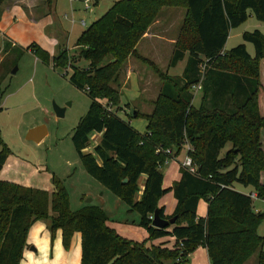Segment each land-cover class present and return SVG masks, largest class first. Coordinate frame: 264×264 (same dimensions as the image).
Instances as JSON below:
<instances>
[{
    "label": "trees",
    "instance_id": "16d2710c",
    "mask_svg": "<svg viewBox=\"0 0 264 264\" xmlns=\"http://www.w3.org/2000/svg\"><path fill=\"white\" fill-rule=\"evenodd\" d=\"M170 6L186 9L170 66L183 60L185 52L186 64L180 76L160 74L164 81L150 114L135 111V118L147 121L140 133L99 98L117 99L113 85L124 63L161 8ZM249 13L264 21V0H118L76 39L77 57L88 61L86 67L77 68L66 49L53 56L55 66L70 64V83L90 98L71 138L81 164L140 215L148 238L121 236L106 224L108 215L101 208L71 211L68 193L56 179L51 191L0 180V264H19L36 220L61 229L66 242L79 232L80 264H181L198 247L207 250L210 264H243L261 247L263 237L256 228L264 212L254 211L249 195L233 185L251 186L264 197V35L257 29L242 34L254 46L253 56L245 44L224 50L230 30ZM31 46L35 55L47 59L38 45ZM11 47L8 43L6 51ZM200 82L203 94L195 107L191 88ZM93 133L101 134L100 141L86 152ZM184 143L192 147L184 154L196 172L179 167L180 179L163 188L160 168L173 156L164 150L178 156ZM227 143L231 146L221 156ZM7 155L0 129V170ZM168 192L176 205L171 215H164L158 201ZM200 200L207 204L205 217L197 215ZM155 210L162 218L175 217L174 223L164 229L151 226ZM165 236L174 238L171 248L148 242ZM258 264H264V251Z\"/></svg>",
    "mask_w": 264,
    "mask_h": 264
},
{
    "label": "rangeland",
    "instance_id": "374dc122",
    "mask_svg": "<svg viewBox=\"0 0 264 264\" xmlns=\"http://www.w3.org/2000/svg\"><path fill=\"white\" fill-rule=\"evenodd\" d=\"M32 1L30 8L33 9V15L23 8L25 5L10 6L9 0H4L0 6V32L5 34L0 35V75L4 76L0 80V129L1 138L8 149L0 178L18 182L16 184L21 186L43 190L51 188L52 179H56L68 193L71 211H81L88 207L101 208L110 216L111 225L119 234L131 240L143 241L148 238V233L140 225V215L129 210L118 197L89 176L81 164L71 138L74 128L88 110L90 98L70 83L69 77L73 68L69 63L61 67L55 66L52 61L53 56L66 49L70 58H76L73 63L77 68L86 67L88 61L77 57L76 39L118 0H93L89 4V9H85L84 0ZM185 16L186 9L183 6L161 8L147 30L150 28L151 33L162 36L163 45L156 51L152 50L153 47L151 48L147 42H142L138 51L146 57L139 55L136 50L129 60L127 58L118 83L113 85L117 90V99L111 101L109 98H99L105 108L123 119L132 118L133 110L139 115L152 112L157 98L149 102L147 96L139 99L125 96V89L130 88L129 82L126 81L125 69L137 60L142 67L143 75L145 72L150 73L151 81L156 84L143 85V88L148 87V92L155 95L158 91L157 86L164 81L160 74L172 76L178 72L177 69L171 68L170 60L176 42L181 36ZM256 29L264 35V21L257 20L249 13L245 22L230 30L224 50L228 51L239 44H245L247 52L253 56L254 46L245 42L242 34ZM8 43L12 47L6 51ZM32 44L38 45L47 55V59L35 55L32 52ZM187 55L185 52L184 61ZM148 62L152 63V66ZM248 68L250 67L247 66L245 72L249 73ZM202 78L203 76L200 81ZM191 92L194 95V106L198 107L199 97L201 99L203 94L202 88L197 90L192 86ZM54 105L64 109L63 116L56 115ZM38 125L46 127L47 135L39 143L27 140V131ZM95 139L92 134L86 152L92 151ZM230 146L231 144L227 143L220 155L222 156ZM181 148L184 152L192 147L184 143ZM170 152L174 153V150L170 149ZM182 152L178 159L180 164L184 159ZM174 157L176 156L173 154L172 158ZM178 162H175L176 166H172L173 163L169 161L170 165L166 164L160 168L164 175L163 184L169 181L167 170L171 169L174 175L178 176L176 168ZM142 179L144 178L140 180ZM234 186L238 190L257 194L251 186L245 187L238 183H234ZM168 197L172 196L167 195L164 198ZM252 201L254 211L264 212V204L261 201L254 199ZM256 231L263 237V244L243 264H258L259 252L264 251V217ZM164 238L148 242L160 245L159 242Z\"/></svg>",
    "mask_w": 264,
    "mask_h": 264
},
{
    "label": "crops",
    "instance_id": "0c3cea01",
    "mask_svg": "<svg viewBox=\"0 0 264 264\" xmlns=\"http://www.w3.org/2000/svg\"><path fill=\"white\" fill-rule=\"evenodd\" d=\"M31 2L33 1L32 0H9L8 4L10 6H12L13 4H15V6L25 5V7L23 8L26 9L30 15H33V9L30 8ZM0 35L5 36L4 32L3 33L0 32ZM163 40L164 38L162 36L151 33L150 28H149L147 32L143 35V37L139 40L138 44L136 45V50L139 55L144 56L138 51V47L142 42H147L151 46V48L153 47L152 50L157 51V48L163 45L164 43ZM129 59H130V56L128 57V60ZM150 59L153 60V62H155L153 58H150ZM183 61L184 59L179 61L176 64V66L171 67L172 69L174 70L177 69L178 71L177 74H172V77L180 76L182 74L185 64H186V61L184 62ZM125 70H126L125 71L126 81L129 82L130 84V88L125 89V93H124L125 96H130L133 99H137V98L139 99L144 96H147L148 97L147 100H149V102H153V100H155L158 97V95L161 92L162 84L160 83V86H157L158 91L155 92V95H151L150 92H148V89H149L148 87L143 88V85L147 86L151 84H154V85L156 84L151 81L150 73L145 72V74L143 75L142 67L138 64L137 60L133 61L131 65ZM200 101L201 99L199 97L197 106H199ZM193 102H194V97L192 100V104L194 105ZM149 113L150 112H146L145 114H149ZM124 120H126L134 129H136L140 133H143L146 130L147 121L143 118H135L133 116L130 119H124ZM93 134L96 138L95 144H97L100 141L101 134L100 133H93ZM185 156L186 154H184V157ZM179 157H180V154L169 160L171 164L173 163L172 166H176L175 162L179 161L178 160ZM169 161H167L166 164H168ZM170 163L168 165H170ZM179 167H180V163L176 167L178 169V170L176 169L178 172L177 177L176 175H174V171H172L171 169L167 170L169 181L166 184H163L164 182L162 183L163 188L171 187L175 181H178L180 179L181 175L179 172ZM0 180L18 183L15 181L8 180L6 178H0ZM163 181H164V175H163ZM140 182H141L140 185L142 188L143 179L140 180ZM233 187L235 190L240 191L241 193H244V194H249L250 192H252V191L249 192V191H244V190H238L237 188H235L234 185ZM52 188L53 186L49 189L46 188L44 190L51 191ZM167 195H171L172 197H168L169 199L168 198L165 199L164 197ZM175 205H176V200L173 197L172 192H168L164 194L158 201V206L163 207L164 215H171L174 211ZM206 213H207V204L205 201L200 200L197 205V215L200 217H205ZM109 217L110 216L108 215V221L106 224L110 228H113V226L111 225L112 219ZM113 229L117 232L115 228ZM174 242L175 240L173 237L165 236V238L163 240L161 239L159 243L162 246L171 248ZM80 259H81V246H80V233L79 232H74L70 240L66 242L64 240L63 232L61 229L51 230L49 228L48 222H45L43 220H36L31 224V226L28 229L26 240H25V245L22 250V255H21L19 264H80ZM188 260L189 261L187 264H210L207 250L203 247H198L192 254L189 255Z\"/></svg>",
    "mask_w": 264,
    "mask_h": 264
},
{
    "label": "water",
    "instance_id": "95a60500",
    "mask_svg": "<svg viewBox=\"0 0 264 264\" xmlns=\"http://www.w3.org/2000/svg\"><path fill=\"white\" fill-rule=\"evenodd\" d=\"M14 72V71H13ZM54 112L56 113V115L58 117L63 116L64 114V109L63 108H59L56 105H54L53 107ZM132 114H135V110L132 111ZM47 135V129L44 125H38L35 127L30 128L27 133H26V139L39 143L40 141H42V139ZM175 221V217L166 219V218H162L159 215V211L155 210L154 213L152 214V218H151V226L158 228V229H164L165 227H167L168 225H172Z\"/></svg>",
    "mask_w": 264,
    "mask_h": 264
},
{
    "label": "built area",
    "instance_id": "2783aa9c",
    "mask_svg": "<svg viewBox=\"0 0 264 264\" xmlns=\"http://www.w3.org/2000/svg\"><path fill=\"white\" fill-rule=\"evenodd\" d=\"M93 0H84V4H85V9H89L90 7V2H92ZM195 89L199 90L201 89V84L198 83L197 85H194ZM159 151V150H158ZM165 153H168L170 154V150L169 149H166L164 150ZM167 163V162H166ZM183 168H185L187 171H189L190 173H195L196 172V167L194 166L193 162H192V159L190 156L186 155L183 159V161L181 162L180 164ZM249 197L251 199H254V200H259L261 201L263 204H264V197L263 198H260L255 192H250L249 194ZM152 218V216H150V219Z\"/></svg>",
    "mask_w": 264,
    "mask_h": 264
}]
</instances>
